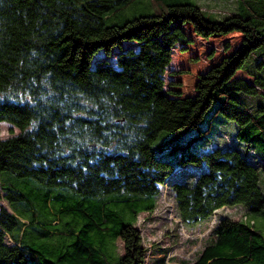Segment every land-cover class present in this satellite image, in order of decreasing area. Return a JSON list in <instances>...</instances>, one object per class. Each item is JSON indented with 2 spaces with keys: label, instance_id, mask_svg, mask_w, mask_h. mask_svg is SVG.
Returning <instances> with one entry per match:
<instances>
[{
  "label": "trees",
  "instance_id": "16d2710c",
  "mask_svg": "<svg viewBox=\"0 0 264 264\" xmlns=\"http://www.w3.org/2000/svg\"><path fill=\"white\" fill-rule=\"evenodd\" d=\"M136 1L0 0V123L19 129L0 139V264H144L138 218L156 210L163 185L184 224L224 206L247 216L223 217L200 255L179 264H264L250 217L264 216V165L247 156L253 142L264 148V104L239 97L264 98V62L252 82L236 76L264 47V0H237L219 21L193 1L151 0L153 14L114 22ZM211 40L217 56L202 51ZM176 57L187 65L172 66ZM183 76L194 77L193 94ZM219 114L238 123L236 141L191 151ZM162 132L173 135L153 147ZM179 153V166L157 157ZM64 191L73 202L59 203Z\"/></svg>",
  "mask_w": 264,
  "mask_h": 264
},
{
  "label": "rangeland",
  "instance_id": "374dc122",
  "mask_svg": "<svg viewBox=\"0 0 264 264\" xmlns=\"http://www.w3.org/2000/svg\"><path fill=\"white\" fill-rule=\"evenodd\" d=\"M181 1H193L198 4L206 17L211 20H222L229 13L233 12L237 8V0H181ZM151 0H141L136 1L130 6H128L123 13H120L119 17L115 18L114 22L121 23L125 20L134 19L140 15H150L156 11L158 6H153ZM161 5H165L163 0H159ZM157 2V4H160ZM239 40L232 41L233 46L237 44ZM204 46L202 51L205 49L214 48L216 49V56L221 53L220 50V41L211 40L210 43L203 42ZM201 50V48H200ZM201 52V51H200ZM258 53H255L251 61L246 62V70H242L237 73V77H242L250 82L253 81V76L250 75V72H256V66L260 62H264V47L261 48ZM182 64L187 65V60L182 57H176L174 59V64L172 66H181ZM207 62L205 59L197 66L196 70H202L206 66ZM264 69V65L261 66ZM184 80V89L188 94H193V81L194 77L192 76H183ZM260 92L264 90L259 88ZM240 100H242L248 108L255 109L258 105L264 104V98L261 95L250 96L244 93H239ZM220 101L215 100L213 105L209 108L206 113L205 120L201 122V127H207L208 119L211 115L217 110L220 106ZM13 128V132L11 129ZM238 129V123L225 114H219L218 118L215 120L214 125L209 134L205 135L204 138L190 147V150L196 152L199 155H203L208 152L209 149L217 144H229L228 140L236 141V131ZM19 129L12 127L11 124L7 122L0 123V139H6L13 134H18ZM197 134V131L194 130L189 133L188 137H192ZM173 134L168 132H162L160 137L153 144V147L158 146L160 143L166 141V138L171 137ZM245 145V144H244ZM252 147L256 151V154L264 160V148L257 142L252 143ZM186 154L179 153L177 155H163L158 154L157 157L160 159L168 160L175 166L181 165L182 157H185ZM181 169H178L175 174H177ZM186 171V170H183ZM196 171L194 168H190L188 172L191 173ZM20 185H24V180L18 179ZM261 184L264 187V169H261ZM160 195L157 199V208L153 213H141L138 218L137 227L139 228L143 243L148 248L144 264H179L182 261H194L201 253L202 249L206 244L211 241L210 230L213 226L217 225L223 217H230L233 219H241L243 214H245L244 208H229L227 210H219L214 213L211 218L202 220L194 225H187L182 222L178 217L176 202L173 197V194L169 190L167 185L160 187ZM35 193L37 196L41 194L40 189H36ZM66 198L59 203H68L73 202V198L67 194V191H64ZM8 207V203L3 201ZM18 206L22 207V203H19ZM40 209V204L37 205ZM240 208V207H239ZM246 215V214H245ZM43 217V216H42ZM40 218L41 221L44 218ZM251 218H254L256 225L264 233V216L262 215H250ZM72 218V215H64L59 217L61 220L60 229L64 228L65 223L69 222ZM56 224V223H54ZM37 228L33 227L30 229V232H34ZM6 241L9 244H13L10 236H6ZM119 251L123 254V244L121 241H118ZM162 259V260H161Z\"/></svg>",
  "mask_w": 264,
  "mask_h": 264
},
{
  "label": "built area",
  "instance_id": "2783aa9c",
  "mask_svg": "<svg viewBox=\"0 0 264 264\" xmlns=\"http://www.w3.org/2000/svg\"><path fill=\"white\" fill-rule=\"evenodd\" d=\"M228 141H229V144H232L231 140H228ZM236 146H237V145H236ZM237 147H239V146H237ZM239 148L241 149V147H239ZM247 156H248L250 162H253V163L258 162V163L264 165V160H262V159L256 154V152H255L254 150H249V151L247 152ZM191 167H192V165L188 166V168H191ZM186 169H187V168H186ZM239 207H240V208H239ZM224 208H226L227 210H229V208H230V209H231V208H237V209H240V210L242 209L241 206H235V207L224 206V207H222V208L219 209V210L221 211V210H223ZM219 210H217V211H219ZM217 211H215V213H216ZM241 219H242V220H247V216H246L245 214H243V217H241Z\"/></svg>",
  "mask_w": 264,
  "mask_h": 264
}]
</instances>
